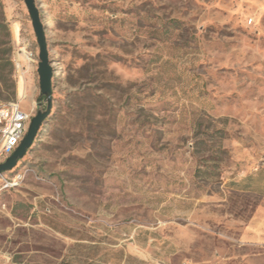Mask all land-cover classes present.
<instances>
[{"label":"rangeland","instance_id":"obj_1","mask_svg":"<svg viewBox=\"0 0 264 264\" xmlns=\"http://www.w3.org/2000/svg\"><path fill=\"white\" fill-rule=\"evenodd\" d=\"M0 1V103L35 115L37 36ZM36 4L53 105L0 177V264H264V195L238 189L264 185V0Z\"/></svg>","mask_w":264,"mask_h":264},{"label":"water","instance_id":"obj_2","mask_svg":"<svg viewBox=\"0 0 264 264\" xmlns=\"http://www.w3.org/2000/svg\"><path fill=\"white\" fill-rule=\"evenodd\" d=\"M31 17L32 27L37 36L39 44V61L37 72L39 75L40 98L44 100L39 103V109L31 118L28 130L20 144L14 152L2 163H0V173L13 170L20 159H22L36 139L38 132L44 121L50 115L53 105V74L54 68L50 60L48 41L44 24L41 19L39 8L36 0H24Z\"/></svg>","mask_w":264,"mask_h":264},{"label":"built area","instance_id":"obj_3","mask_svg":"<svg viewBox=\"0 0 264 264\" xmlns=\"http://www.w3.org/2000/svg\"><path fill=\"white\" fill-rule=\"evenodd\" d=\"M26 59L34 60L33 53L25 50ZM20 63L16 62L19 69ZM34 116L33 110L24 109L18 100L7 103H0V163L4 162L17 148L27 133L31 118ZM5 173H0V177L5 184L4 187L14 186L20 174L14 178H8Z\"/></svg>","mask_w":264,"mask_h":264},{"label":"trees","instance_id":"obj_4","mask_svg":"<svg viewBox=\"0 0 264 264\" xmlns=\"http://www.w3.org/2000/svg\"><path fill=\"white\" fill-rule=\"evenodd\" d=\"M2 3L0 1V81L6 83L12 81L15 86L14 75V60L12 59V41L8 24L5 20L3 10L1 9ZM252 176L247 177L246 180H251ZM240 190L253 191L264 195V185H255L251 183L241 184L238 188Z\"/></svg>","mask_w":264,"mask_h":264}]
</instances>
